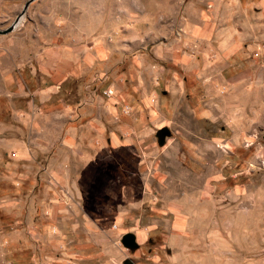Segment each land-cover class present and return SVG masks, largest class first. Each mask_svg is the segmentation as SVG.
<instances>
[{"label":"rangeland","instance_id":"rangeland-1","mask_svg":"<svg viewBox=\"0 0 264 264\" xmlns=\"http://www.w3.org/2000/svg\"><path fill=\"white\" fill-rule=\"evenodd\" d=\"M22 17L0 35V264H264V0Z\"/></svg>","mask_w":264,"mask_h":264},{"label":"water","instance_id":"water-1","mask_svg":"<svg viewBox=\"0 0 264 264\" xmlns=\"http://www.w3.org/2000/svg\"><path fill=\"white\" fill-rule=\"evenodd\" d=\"M33 1V0H27L24 2L22 9L20 12L15 16L13 21L4 29L0 30V35L1 34H6L10 31H12L15 27V23L17 22L18 18L24 14L25 9L27 8L28 4ZM170 134L169 129L165 126L157 128L155 130V138H156V143L158 145H162L164 143L165 137H167ZM120 243L122 246L126 248H131L135 246V239L134 235L130 232L123 233L120 237ZM122 264H133L130 259L126 258L123 260Z\"/></svg>","mask_w":264,"mask_h":264},{"label":"bare ground","instance_id":"bare-ground-1","mask_svg":"<svg viewBox=\"0 0 264 264\" xmlns=\"http://www.w3.org/2000/svg\"><path fill=\"white\" fill-rule=\"evenodd\" d=\"M22 16H23V15H21V16L18 18L17 22L15 23V27H16L19 23H21V21H22V19H23Z\"/></svg>","mask_w":264,"mask_h":264},{"label":"built area","instance_id":"built-area-1","mask_svg":"<svg viewBox=\"0 0 264 264\" xmlns=\"http://www.w3.org/2000/svg\"><path fill=\"white\" fill-rule=\"evenodd\" d=\"M254 54H256V53H254ZM109 93H110V91L107 92V94H109Z\"/></svg>","mask_w":264,"mask_h":264}]
</instances>
